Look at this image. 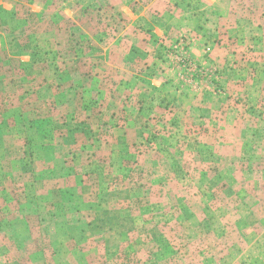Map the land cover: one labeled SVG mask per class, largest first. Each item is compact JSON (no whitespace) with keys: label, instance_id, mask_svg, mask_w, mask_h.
Instances as JSON below:
<instances>
[{"label":"rangeland","instance_id":"rangeland-1","mask_svg":"<svg viewBox=\"0 0 264 264\" xmlns=\"http://www.w3.org/2000/svg\"><path fill=\"white\" fill-rule=\"evenodd\" d=\"M252 13L227 68L184 36L120 64L96 0H0V264H264Z\"/></svg>","mask_w":264,"mask_h":264},{"label":"crops","instance_id":"crops-1","mask_svg":"<svg viewBox=\"0 0 264 264\" xmlns=\"http://www.w3.org/2000/svg\"><path fill=\"white\" fill-rule=\"evenodd\" d=\"M96 1L102 9L112 10L120 19L117 25L120 32L111 38L116 48H106L120 64H132L130 57L133 53L144 55L145 61L155 58L156 43L163 39L169 43L184 36L189 45L186 52L189 57L200 63L207 59V55L211 65L217 68L219 64L226 68L232 66L233 51L237 50L233 49L232 43L246 42L247 36L254 35L245 31L248 24L245 15L253 17L252 11L264 7V0L254 1L255 5L252 2L243 5L239 0ZM135 7L142 9L141 12H136ZM246 11L247 14H243ZM158 66L168 69L164 62ZM145 67H150V63ZM150 71L158 72L156 69ZM202 86L200 90H203Z\"/></svg>","mask_w":264,"mask_h":264}]
</instances>
